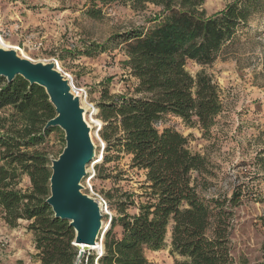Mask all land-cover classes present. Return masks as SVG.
<instances>
[{"label":"trees","instance_id":"1","mask_svg":"<svg viewBox=\"0 0 264 264\" xmlns=\"http://www.w3.org/2000/svg\"><path fill=\"white\" fill-rule=\"evenodd\" d=\"M142 0H89L88 15L99 18L97 5ZM163 6L149 26L113 36L106 45L123 46L126 66L136 81L132 95L104 93L98 104L105 143L104 163L112 152L131 158V169L144 172L141 202L124 194L112 206L117 215L103 239L104 253L98 264H151L148 252L167 248L186 259L181 264H234L229 232L218 199L198 191L193 175L207 172L206 157L194 153L179 132L162 126L166 116L197 123L208 131L222 111L220 90L204 70L193 76L189 63L212 64L231 44L264 0H234L223 11L207 17L198 9L205 0H145ZM0 212L12 229L27 221L34 235L36 257L41 264H75L79 251L73 245L70 222L56 218L47 204L50 197L51 160L38 149L56 129L45 127L56 112L45 90L22 77L12 83L0 78ZM8 120L12 125H5ZM28 191L20 189L23 176ZM109 197V201L111 202ZM134 207L137 213L130 214ZM224 218V219H223ZM229 226V225H228ZM120 228L119 235L115 228ZM93 258L82 264H94ZM180 264V263H177Z\"/></svg>","mask_w":264,"mask_h":264},{"label":"rangeland","instance_id":"2","mask_svg":"<svg viewBox=\"0 0 264 264\" xmlns=\"http://www.w3.org/2000/svg\"><path fill=\"white\" fill-rule=\"evenodd\" d=\"M233 1L205 0L198 12L210 17ZM91 8L89 0H0V44L32 62L55 64L81 90L96 146V159L87 167L88 176L82 186L85 194L107 208L103 222L108 225L117 215L112 206L122 195H134L136 205L141 202L145 175L130 168L131 158L125 153L112 152L111 161L104 163L106 145L100 137L103 123L98 104L106 92L132 95L136 81L126 66L128 57L123 46L110 44L103 51L89 47L93 43L106 45L113 36L149 26L150 19L164 7L145 0L98 4L99 18L88 15ZM187 69L193 76L204 70L212 77L220 90L222 111L208 131L174 116H166L162 126L179 132L194 153L206 157L208 171L193 175L195 185L203 196L218 199L221 204L233 263L264 264V10L249 17L212 64L191 62ZM10 111H1L0 118H8ZM5 125H12V121ZM64 147L65 134L56 128L38 149L52 161L58 159ZM19 187L23 191L31 188L28 176L22 177ZM128 213L137 210L131 207ZM28 224L20 221L12 229L0 212V264H41ZM120 232L115 228L117 235ZM170 238L171 234L166 249L147 253L151 264L186 261L171 255ZM98 254L87 248L83 259L85 263L91 258L96 260Z\"/></svg>","mask_w":264,"mask_h":264},{"label":"water","instance_id":"3","mask_svg":"<svg viewBox=\"0 0 264 264\" xmlns=\"http://www.w3.org/2000/svg\"><path fill=\"white\" fill-rule=\"evenodd\" d=\"M22 77L31 86L43 88L55 108V118L45 129H61L65 147L58 159L51 161L50 197L47 204L56 218L69 221L75 231L73 245L94 246L111 228L104 226L103 208L98 200L84 193L87 167L96 159L91 126L85 119L81 97L73 93L70 80L53 63L32 62L14 49L0 47V78L12 83ZM85 252L79 248L75 264H82ZM101 256V254H100ZM99 256V257H100Z\"/></svg>","mask_w":264,"mask_h":264},{"label":"bare ground","instance_id":"4","mask_svg":"<svg viewBox=\"0 0 264 264\" xmlns=\"http://www.w3.org/2000/svg\"><path fill=\"white\" fill-rule=\"evenodd\" d=\"M0 40H3V38L0 36ZM0 47L4 48V49H9V48H5L3 45L0 44ZM15 50V49H14ZM81 105H82V100H81ZM82 107L84 108V110L86 111V108L82 105ZM85 119L87 121L86 118V114H85ZM89 124V123H88ZM90 125V124H89ZM99 161V160H98ZM104 226H106V224H104ZM78 247H80L81 249H83L84 252H86L87 248H89L90 250H94L97 251L98 253L101 254V256L103 255V251H104V246L103 243H101L99 240L97 241V244L94 246H85V245H79Z\"/></svg>","mask_w":264,"mask_h":264},{"label":"built area","instance_id":"5","mask_svg":"<svg viewBox=\"0 0 264 264\" xmlns=\"http://www.w3.org/2000/svg\"><path fill=\"white\" fill-rule=\"evenodd\" d=\"M71 86H72V89H73V93L75 94V95H78V96H80L81 97V90L80 89H78V88H76V87H74V85L71 83ZM102 206V205H101ZM102 208H103V213H106L107 214V212H106V210H107V208L104 206H102ZM105 211V212H104ZM101 243H102V241H100ZM99 256H100V253L98 254V257H97V259L99 258ZM87 262V261H86ZM96 264H98V262H97V260H96Z\"/></svg>","mask_w":264,"mask_h":264}]
</instances>
